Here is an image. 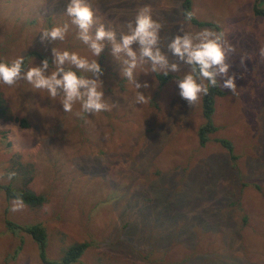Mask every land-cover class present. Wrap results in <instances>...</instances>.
Segmentation results:
<instances>
[{
  "label": "rangeland",
  "instance_id": "1",
  "mask_svg": "<svg viewBox=\"0 0 264 264\" xmlns=\"http://www.w3.org/2000/svg\"><path fill=\"white\" fill-rule=\"evenodd\" d=\"M183 1L87 3L118 38L141 7H150L163 25L161 48L168 53V41L181 30H212L184 21ZM192 2L194 16L216 22L238 53L230 70L237 76V93L219 81L225 94L215 97L217 129L203 146L197 133L204 120L202 96L190 106L177 83L190 66L180 64V71L161 84L163 74H145L146 64L136 72L149 87L137 90L122 77L123 65L110 45L97 58L77 38L65 15L68 0H0V60L23 56L26 70L41 65L34 56L38 50L51 56L53 71V47L97 59L104 99L113 105L111 111L77 117L80 104L64 112L62 94L52 99L24 80L14 86L0 83L9 112L8 119H0V183L22 184L19 174L8 178L21 164L28 167L30 189L46 197L38 208L26 205L13 212L14 199L0 189V264H44L33 237L23 230L12 234L6 219L45 227L46 253L53 260L72 243L90 242L72 264H264V60L259 57L264 17L252 13L254 0ZM259 6L264 8V0ZM64 23L69 32L63 41H41L42 29ZM138 91L146 103L136 102ZM18 116L26 126L19 125ZM220 138L230 142L232 152ZM239 190L237 206L231 200ZM245 191L253 195L246 197Z\"/></svg>",
  "mask_w": 264,
  "mask_h": 264
},
{
  "label": "clouds",
  "instance_id": "2",
  "mask_svg": "<svg viewBox=\"0 0 264 264\" xmlns=\"http://www.w3.org/2000/svg\"><path fill=\"white\" fill-rule=\"evenodd\" d=\"M251 11L257 15L254 4ZM65 15L70 18L71 25L78 30L77 38L90 49L94 57L98 58L108 45L111 46V55L123 65L122 77L131 82L137 90L149 87L147 81L143 83L138 81L136 72L138 68L148 64L150 70L144 72L145 74L162 73L167 76L169 73L180 71V64H184L190 66L191 70L182 79L177 80V83L180 97L190 106L198 103L202 95H207L209 85L215 87L218 79L222 81L223 89L233 94L237 93V76L235 73L230 74V70L238 53H234V46L227 42L225 34L218 29H204L196 33L181 30L182 34L175 35L167 43L168 53L176 57V62H172L168 53L161 48L160 32L163 25L153 19L151 8L148 6L141 7L134 20L127 22L126 31L121 32L119 38L112 27L98 22L87 0H68ZM194 15V12L189 11L185 19L190 21ZM40 32L42 42L63 41L69 32V23L45 28ZM134 45L136 47H133ZM242 49L244 48H238ZM52 54L55 65L53 71H49L47 58L41 65L26 70L23 56L11 62L0 60V83L14 86L18 81L24 80L34 89L46 91L52 99L62 94L63 99L60 102L64 112L71 113L73 105L77 102L80 104L81 111L75 113L77 117H82L85 113L111 111L113 105L104 99L100 79L103 69L97 59L89 60L77 52L61 51L55 47L52 48ZM259 57L264 60V47L259 49ZM245 60V57H241L242 65L245 64ZM78 72L90 75H78ZM135 100L139 104H144L147 97L138 91ZM13 176L14 172L9 173L8 178L11 179ZM25 206L22 196L17 195L11 211H21ZM45 211L48 209L45 208Z\"/></svg>",
  "mask_w": 264,
  "mask_h": 264
},
{
  "label": "trees",
  "instance_id": "3",
  "mask_svg": "<svg viewBox=\"0 0 264 264\" xmlns=\"http://www.w3.org/2000/svg\"><path fill=\"white\" fill-rule=\"evenodd\" d=\"M262 0H254V11L257 15L264 17V8L260 7V3ZM193 12V2L192 0H184L182 4V10L181 13L183 15L184 21H189L185 19V15L187 12ZM190 23L197 24L201 27H208L212 29H218L219 25L216 22H213L211 20H198L195 16L189 21ZM34 56L40 58L42 61L47 58L49 61V66L51 65V56L45 55L38 50L34 51ZM25 65V62H24ZM198 72V70H197ZM78 75H89L85 73L78 72ZM160 81L162 83L166 82L170 76H164L159 75L158 76ZM208 82L206 81V84ZM225 94V91L220 87L219 80L215 87L209 85V92L207 95H202V116H203V123L198 128V141L201 146L205 145V143L209 139V134L217 129V126L214 125L212 121V112L215 102L216 96H223ZM109 116V114H107ZM13 117V116H12ZM9 118V112L8 107L4 99L2 98V95L0 93V119H8ZM110 118L115 120L114 117L110 115ZM16 121L19 123L20 126L24 127L26 126V120L24 118H15ZM219 141L225 145L228 149V151L232 152V146L230 142L226 139L220 138ZM233 157V155H232ZM14 173L19 174L21 180H23L22 184H19L17 180H12L8 183H0V189L4 191V194L7 199H14L17 195L22 196L25 205H27L30 208H38L45 202L46 197L43 194H38L34 192L30 187L28 186L29 181L31 179L30 176H28V167L23 165H16L15 164ZM246 183H242V187H244ZM18 186V187H17ZM241 190V189H240ZM240 190L237 192L236 198H234L232 203L235 205L240 206ZM234 193V192H233ZM244 195L250 196L253 195L252 191H245ZM243 219H246V216H243ZM5 226L6 229L11 232L14 235H18L21 230H23L25 233H29L33 239L36 241L38 246V255L41 258V261L44 264H72L75 263L85 252V250L89 247L90 242L88 241H81V242H75L70 244V246L67 247L65 250V253L59 260H53L47 256V231L45 227H43L41 224H29L25 226H21L17 223H14V221L10 219L5 220Z\"/></svg>",
  "mask_w": 264,
  "mask_h": 264
},
{
  "label": "flooded vegetation",
  "instance_id": "4",
  "mask_svg": "<svg viewBox=\"0 0 264 264\" xmlns=\"http://www.w3.org/2000/svg\"><path fill=\"white\" fill-rule=\"evenodd\" d=\"M238 49V48H237Z\"/></svg>",
  "mask_w": 264,
  "mask_h": 264
}]
</instances>
